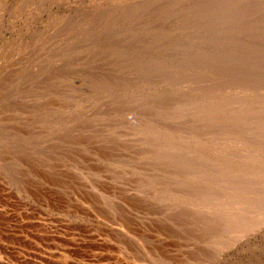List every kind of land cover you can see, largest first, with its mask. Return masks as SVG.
<instances>
[{
    "label": "rangeland",
    "instance_id": "374dc122",
    "mask_svg": "<svg viewBox=\"0 0 264 264\" xmlns=\"http://www.w3.org/2000/svg\"><path fill=\"white\" fill-rule=\"evenodd\" d=\"M263 152L264 0H0V264H264Z\"/></svg>",
    "mask_w": 264,
    "mask_h": 264
},
{
    "label": "bare ground",
    "instance_id": "6f19581e",
    "mask_svg": "<svg viewBox=\"0 0 264 264\" xmlns=\"http://www.w3.org/2000/svg\"><path fill=\"white\" fill-rule=\"evenodd\" d=\"M198 98V97H197ZM216 98V97H215ZM223 98H225V97H223ZM220 100V99H219ZM229 100V99H228ZM234 105V104H233ZM193 109V108H192ZM196 109V108H195ZM242 109V108H241ZM219 114V113H218ZM204 121V120H203ZM259 136V135H258ZM156 144H158V143H156ZM166 145V144H165ZM170 145V144H169ZM168 146V145H167ZM162 148V147H161ZM264 153V152H263ZM176 156V155H175ZM187 157V156H186ZM193 158V157H192ZM262 163V162H261ZM218 172V171H217ZM222 173V172H221ZM168 174V173H167ZM158 181V180H157ZM175 181V180H174ZM160 182V181H159ZM235 184V183H234ZM202 198V197H201ZM236 213V212H235Z\"/></svg>",
    "mask_w": 264,
    "mask_h": 264
}]
</instances>
